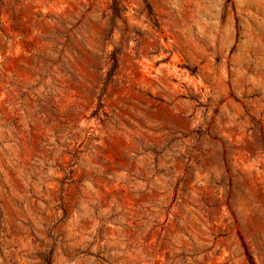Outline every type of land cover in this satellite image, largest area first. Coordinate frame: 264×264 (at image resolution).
Returning a JSON list of instances; mask_svg holds the SVG:
<instances>
[{"label": "rangeland", "instance_id": "obj_1", "mask_svg": "<svg viewBox=\"0 0 264 264\" xmlns=\"http://www.w3.org/2000/svg\"><path fill=\"white\" fill-rule=\"evenodd\" d=\"M0 264H264V0H0Z\"/></svg>", "mask_w": 264, "mask_h": 264}]
</instances>
